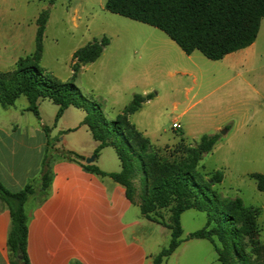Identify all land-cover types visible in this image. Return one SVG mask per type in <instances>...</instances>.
Here are the masks:
<instances>
[{"label": "trees", "instance_id": "trees-1", "mask_svg": "<svg viewBox=\"0 0 264 264\" xmlns=\"http://www.w3.org/2000/svg\"><path fill=\"white\" fill-rule=\"evenodd\" d=\"M105 9L161 29L187 54L199 50L211 60L222 59L252 45L264 19V0H107ZM49 14V8L43 9L36 19L34 51L20 56L13 69L0 70V103L9 107L24 95L29 102L28 110L40 118L39 101L50 99L59 106L56 120L69 106L86 111L83 124L99 142L95 155L104 147H114L121 170L107 173L93 164L85 165L86 169L98 175H108L124 185L130 200L138 198L136 188L143 183L146 191L142 195V205L139 204L141 213L171 230L169 245L155 255L154 264H162L183 241L181 217L188 209L205 212L207 221L202 228L189 232L186 240H213L217 237L223 243L220 264H262L264 245L260 241V208L246 205L241 197L224 196L216 187L224 180V172L215 170L207 174L200 166L204 155L213 150L221 134H203L199 141L190 144H185L182 138L169 156L164 155L130 120V115L152 99L154 93H135L115 119L109 120L100 103L84 99L74 83L58 81L41 66L43 36ZM109 43L110 39L104 36L75 50L71 65L73 78L83 65L96 61ZM43 128L48 135V126L43 125ZM64 155L74 161L85 159L73 151H66ZM250 176L264 191V174L255 172ZM50 179L47 160L44 161L43 192L39 195V202L46 196ZM35 193L34 185L13 193L0 181V203L8 206L11 215L8 235L11 264H30L26 202ZM169 206L170 221L154 218L156 209Z\"/></svg>", "mask_w": 264, "mask_h": 264}, {"label": "crops", "instance_id": "crops-1", "mask_svg": "<svg viewBox=\"0 0 264 264\" xmlns=\"http://www.w3.org/2000/svg\"><path fill=\"white\" fill-rule=\"evenodd\" d=\"M5 1L7 6H0V29L3 31L10 28L13 31L11 34L16 32V35L13 39H8L5 50L0 54V69L8 70L6 68H9L10 70L14 68L21 56L19 49L23 45V40L20 38L19 31L23 29L26 20L23 18L19 20L20 12L18 9L14 11V0ZM106 1L104 3L102 0H68L67 12H72V22L78 25L77 21L81 22L83 18L88 17L91 10L95 9L92 4H101L104 8ZM45 6L46 4L41 5L38 11ZM54 9H56L55 3L51 10ZM52 13L51 11L48 23ZM37 18L38 16H33L34 23ZM4 32L5 39L9 38V33ZM171 41L180 49L177 53L178 62H173V69L167 73L168 85L173 91L182 88L188 94L210 83L218 84L217 86L234 82L252 85L246 78V74L251 73L247 69L216 71L211 76H205V73L209 71L197 70L191 66V62L198 57L194 53L199 50L187 54L174 40L171 39ZM241 50L229 53L219 60L229 62L236 60ZM223 77L226 78L222 79ZM150 80L151 75L147 71L138 78L132 70L129 73V88L136 87L140 82H144L147 86ZM117 86L114 85L112 89H118L116 94H119L122 90ZM95 88L90 86L88 90H95ZM124 90L127 88L124 87ZM146 92L147 89L144 93ZM147 103L149 100L130 115V120L138 115L136 121L131 120V122L150 138L152 134L150 128L144 126V124L149 125L145 119L149 111L145 108ZM47 104L50 105L48 110ZM172 104L173 111L177 112L173 128L183 139L186 133L182 122L187 121V118L195 120L197 124H214L215 133L221 131L222 126L230 125L231 131L229 128L223 129L226 130L224 134H227L241 130L253 120L252 117L258 111L250 115L249 104L234 100L227 105L226 111L218 109L216 100L202 105L200 100L189 106H187L188 103L187 105L184 103L181 108L176 100ZM28 106L29 102L24 107H17V101L9 107L0 103V181L2 184L13 193L23 190L30 184L35 186L37 181H41L44 172L46 150L49 146L59 150L58 158L49 167L51 179L45 198L39 202L31 196L26 202L29 263L153 264L154 256L164 248L171 232L168 227L147 219L141 213L137 197L130 200L124 185L108 175H98L86 169L85 165L93 164L107 173L121 170V162L114 147H104L98 155H95L99 142L94 139L88 126L83 124L86 111L81 107L69 106L56 120L59 106L52 100L39 101L40 118L28 110ZM49 110H52L51 114H48ZM155 118L157 119L158 116ZM43 125L48 126L49 136L47 133L45 136ZM55 134H62V136L58 139ZM150 139L152 141V138ZM62 150H71L85 159L70 160L61 154ZM92 156L95 157L94 160L87 163L86 158ZM10 225V210L7 205L0 203V264H11L8 249ZM187 241L170 256L168 264H186L189 256L194 257L197 245L194 242L195 239Z\"/></svg>", "mask_w": 264, "mask_h": 264}, {"label": "rangeland", "instance_id": "rangeland-1", "mask_svg": "<svg viewBox=\"0 0 264 264\" xmlns=\"http://www.w3.org/2000/svg\"><path fill=\"white\" fill-rule=\"evenodd\" d=\"M102 1L105 3V0ZM54 3L56 9L51 10ZM67 3L68 0H46L45 2L14 0V11L18 9L20 12L18 13L19 20L21 18L26 20L23 29L18 30L23 40V45L19 49L20 55L25 56L34 51L37 24L34 23L33 16H39L43 9L49 8L50 14L51 11L53 13L44 32L43 54L40 62L45 72L58 81L74 83L80 96L92 103L102 105L109 120L115 119L122 108L132 101L135 93H154V99L149 100V103L145 105V108L149 109L145 118L149 125L144 124V126L150 128L152 133L150 138L153 144L157 145L164 155L169 156L170 152L182 141L179 132L173 128L177 114L173 111L172 103L175 100L180 103V108L184 103L186 105L188 103L187 106H189L200 100V105H202L216 100L218 109L226 111L227 105L234 100L249 104L250 115L258 110L252 117L253 120L241 130L222 134L213 150L204 155L200 166L207 174L215 170L224 172V180L216 186L224 196L241 197L246 205L260 208L258 219L260 241L264 245V191L258 188L256 179L250 176L255 172L264 174V19L256 41L252 46L242 49L236 60L213 61L207 59L200 51H195L194 54L198 57L191 62L193 68L209 71L205 73V76H211L216 71L247 69L251 73L246 74V78L251 81L252 85L234 82L217 86L218 84L211 85L210 83L208 86L197 88L186 94L184 89L173 91L168 85L167 73L173 69V62H178L177 53L180 49L163 31L112 13L97 3L92 4L95 9L91 10L88 17L83 18L81 22L77 21L78 25H75L71 19L72 12H67ZM44 4L46 6L38 11L39 7ZM0 6H7L6 1L0 0ZM4 31L9 33V38L5 39ZM12 32L10 28L3 31L0 29V54L5 50L6 42L15 37L16 32L11 34ZM104 36L110 39V43L105 47L102 55L96 61L83 65L77 77L73 78L71 66L73 52L95 38L101 39ZM6 69L9 70V68ZM132 70L138 78L144 71H147L151 75L149 85L146 86L144 82H140L136 87L129 88V73ZM114 85H118L117 87L121 88L122 92L116 94L118 89H112ZM90 86L96 87L95 90H88ZM124 87L127 90H124ZM146 89L147 92L144 93ZM16 101L17 107H24L28 104L26 96H21ZM48 106L50 105L47 104V110ZM51 113L52 110H49L48 114ZM155 115L158 116L157 119ZM137 116L132 117L131 120L136 121ZM182 124L186 133L183 139L185 144L199 141L203 134L215 133V125L211 123L197 124L195 120L187 118V121ZM226 128L230 131L232 129L230 125L222 126L221 129ZM43 132L46 136V132ZM216 133L221 134V131ZM55 136L59 139L62 134H55ZM58 151L52 146L46 150L45 163L48 160L49 167L58 158ZM66 151L71 150L60 152L64 155ZM35 188L36 193L32 196L38 199L43 192L42 182L37 181ZM145 191L146 186L139 183L136 188L138 205H142V195ZM170 215L171 206L156 209L153 212L156 220L165 222L171 220ZM206 221L205 212L197 209L186 210L181 217L183 241L178 247L188 242L185 237L189 232L202 228ZM170 240L171 233L164 247L169 245ZM194 242L197 244L194 257L189 256L186 264H220L219 258L223 243L217 237L213 240L195 239ZM170 256L163 260L162 264H168ZM260 261L264 264V254Z\"/></svg>", "mask_w": 264, "mask_h": 264}, {"label": "water", "instance_id": "water-1", "mask_svg": "<svg viewBox=\"0 0 264 264\" xmlns=\"http://www.w3.org/2000/svg\"><path fill=\"white\" fill-rule=\"evenodd\" d=\"M226 132V130H221V134H224ZM94 156H92V157H88V158H86V162L87 163H91L93 160H94ZM20 264H24V263H20Z\"/></svg>", "mask_w": 264, "mask_h": 264}]
</instances>
